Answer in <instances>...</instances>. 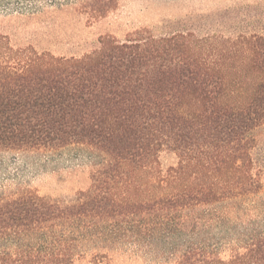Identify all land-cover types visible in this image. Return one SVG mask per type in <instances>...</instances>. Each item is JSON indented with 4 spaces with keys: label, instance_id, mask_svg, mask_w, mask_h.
<instances>
[{
    "label": "trees",
    "instance_id": "1",
    "mask_svg": "<svg viewBox=\"0 0 264 264\" xmlns=\"http://www.w3.org/2000/svg\"><path fill=\"white\" fill-rule=\"evenodd\" d=\"M263 122L262 34L107 37L80 58L13 50L0 36V153L78 146L100 160L72 202L0 193V264H74L87 244L120 242L174 256L251 209L261 189L251 132ZM163 151L178 158L166 176ZM238 241L244 252L226 262L188 247L177 263L264 264V231Z\"/></svg>",
    "mask_w": 264,
    "mask_h": 264
},
{
    "label": "rangeland",
    "instance_id": "2",
    "mask_svg": "<svg viewBox=\"0 0 264 264\" xmlns=\"http://www.w3.org/2000/svg\"><path fill=\"white\" fill-rule=\"evenodd\" d=\"M173 32L208 40L264 35V0H0V36L13 50L31 48L55 57L80 58L96 50L100 38L123 42L143 34ZM251 136V172L261 189L244 204L251 209L239 220L228 214L223 225L201 228L193 238L176 245L174 256L124 242L110 247L87 244L74 264H90L96 254L105 256L107 264H178L177 256L188 247L224 262L243 253L244 244L238 239L253 229L264 231V122ZM92 153L78 146L56 152L0 153V193L31 192L72 202L89 189L98 168L100 160L92 158ZM158 161L166 176L169 168L177 167L178 158L163 151Z\"/></svg>",
    "mask_w": 264,
    "mask_h": 264
}]
</instances>
